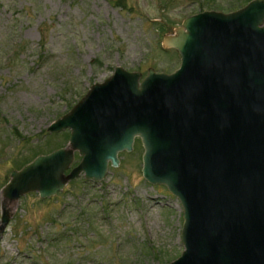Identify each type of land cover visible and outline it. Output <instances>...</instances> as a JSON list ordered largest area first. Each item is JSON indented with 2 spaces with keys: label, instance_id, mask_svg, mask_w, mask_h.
<instances>
[{
  "label": "water",
  "instance_id": "water-1",
  "mask_svg": "<svg viewBox=\"0 0 264 264\" xmlns=\"http://www.w3.org/2000/svg\"><path fill=\"white\" fill-rule=\"evenodd\" d=\"M162 44L178 53L175 71L141 78L117 65L49 124L68 141L11 171L0 234L10 203L52 197L81 174L101 181L138 138L144 179L183 208L184 249L162 264H264V0L190 15Z\"/></svg>",
  "mask_w": 264,
  "mask_h": 264
},
{
  "label": "rangeland",
  "instance_id": "rangeland-1",
  "mask_svg": "<svg viewBox=\"0 0 264 264\" xmlns=\"http://www.w3.org/2000/svg\"><path fill=\"white\" fill-rule=\"evenodd\" d=\"M117 1L0 0V207L11 171L34 149L66 145L69 129L55 136L47 127L93 83L117 65L141 78L149 67L175 71L180 59L163 36L195 13L229 12L214 3L234 0ZM142 154L136 141L99 182L81 174L52 197L31 192L10 203L0 264H162L180 256L182 205L144 179ZM79 160L76 153L72 166Z\"/></svg>",
  "mask_w": 264,
  "mask_h": 264
},
{
  "label": "trees",
  "instance_id": "trees-1",
  "mask_svg": "<svg viewBox=\"0 0 264 264\" xmlns=\"http://www.w3.org/2000/svg\"><path fill=\"white\" fill-rule=\"evenodd\" d=\"M249 1H250V0H234V1L231 2L227 7H223V6L217 5L216 3H214V6H218V7H216V8H218V9H225V10H227V11H232V10H235V9H237L238 7H240L242 4H246V3L249 2ZM115 4H118V5H121V6L124 5L123 3H121V0H118ZM159 24H160V25H159L160 29H161L162 31H164V30H165V29H164V25L161 24V23H159ZM13 47H16V48L19 50L20 48H22V44H21V43H18V44H16V45H13ZM13 51H14V49H13ZM15 133H16V135H19V136H20V133H19L17 130L15 131ZM50 135H53V134H50ZM55 136H56V133H55ZM68 137H69V134H67V139H68ZM137 141L139 142V139H137ZM43 146H47V145H42V146H40V147L34 149L33 152H32V155H31L30 157L25 158V159L23 160V162H22L20 165H18L17 167H18V168H21L23 165H25L26 163L30 162V161H31L35 156H37L38 154H41V153H43V152H45V153L50 152V151H52L53 149L58 148V147H61V146H63V145H60V146H58V147H56V146H55V147L51 146V147L46 148V149H45Z\"/></svg>",
  "mask_w": 264,
  "mask_h": 264
},
{
  "label": "flooded vegetation",
  "instance_id": "flooded-vegetation-1",
  "mask_svg": "<svg viewBox=\"0 0 264 264\" xmlns=\"http://www.w3.org/2000/svg\"><path fill=\"white\" fill-rule=\"evenodd\" d=\"M135 142H136V140H135Z\"/></svg>",
  "mask_w": 264,
  "mask_h": 264
}]
</instances>
